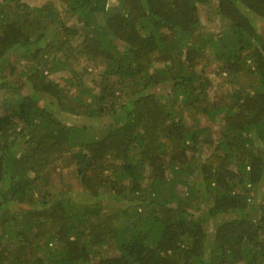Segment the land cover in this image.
<instances>
[{
    "label": "trees",
    "instance_id": "obj_1",
    "mask_svg": "<svg viewBox=\"0 0 264 264\" xmlns=\"http://www.w3.org/2000/svg\"><path fill=\"white\" fill-rule=\"evenodd\" d=\"M260 25L264 0H0V264H264Z\"/></svg>",
    "mask_w": 264,
    "mask_h": 264
},
{
    "label": "rangeland",
    "instance_id": "obj_2",
    "mask_svg": "<svg viewBox=\"0 0 264 264\" xmlns=\"http://www.w3.org/2000/svg\"><path fill=\"white\" fill-rule=\"evenodd\" d=\"M202 21H203V25L205 27V30L208 29V31H213V32H217L219 30V27H216V25L214 24V22H209L208 20H206L205 18V15L202 16ZM261 21L259 20L258 23H260ZM257 23V24H258ZM259 27V26H258ZM259 30L262 31L261 33L264 34V28H263V25H260L259 27ZM81 65V64H80ZM92 72L94 74H96L97 72L95 70H92ZM152 91H156L157 93H165V89L164 88H153ZM74 119V120H72ZM69 117L68 120L69 122H73V121H76L77 123H86V121L88 120V118H85V117ZM67 120V121H68ZM66 178L69 179V181H74L73 179V175L70 173V172H66ZM76 184V183H75ZM255 193H254V196H255V200L257 202H264V182L262 181L261 183L258 184L257 187H255ZM73 196L77 199L81 198L82 196V191L77 187V185L73 188ZM20 207H22L23 205H19ZM221 219L220 218H217V219H213V220H209L208 222H206V230L208 231V237L211 238L212 237V234L214 232V226L216 225V223Z\"/></svg>",
    "mask_w": 264,
    "mask_h": 264
}]
</instances>
